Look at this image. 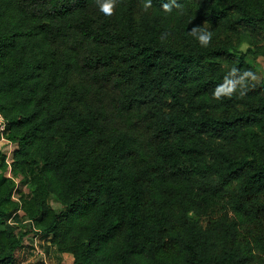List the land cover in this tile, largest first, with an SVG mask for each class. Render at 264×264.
Instances as JSON below:
<instances>
[{"label":"trees","instance_id":"trees-1","mask_svg":"<svg viewBox=\"0 0 264 264\" xmlns=\"http://www.w3.org/2000/svg\"><path fill=\"white\" fill-rule=\"evenodd\" d=\"M146 3L0 0V109L30 186L16 200L2 167L0 264L34 226L73 264H264V79L213 98L232 68L257 77L264 0Z\"/></svg>","mask_w":264,"mask_h":264},{"label":"rangeland","instance_id":"rangeland-1","mask_svg":"<svg viewBox=\"0 0 264 264\" xmlns=\"http://www.w3.org/2000/svg\"><path fill=\"white\" fill-rule=\"evenodd\" d=\"M247 45H248V43L245 42L243 44V48L246 49ZM249 60L256 67L257 78L259 80H263L264 79V56L263 55L257 56V57L250 56ZM3 147H4V143H2V141H0V173L3 171L2 167L5 166L4 173L9 176V165L6 162V156H5ZM12 175L20 181V186H19V189L17 191V193H18L17 195L19 196L20 201H21L23 194H25V195L29 194L30 186L24 182L22 175H16L13 172H12ZM52 204L56 208L61 207V203L56 201V200H52ZM12 221L19 231H24V229H26L28 227V225H30V223H32V220L27 215H24L23 217H19V218H14V219H12ZM35 233H36V231L34 232V230H30L25 235L24 240H27V241L31 240L32 236ZM37 234H38V231H37ZM42 234L43 235L41 237V240H42L41 245L43 246L44 249H46V252H47L49 258L51 259L52 264H73L74 258H72L73 261L71 263V256L69 258V257L63 255L61 252H59L57 250L56 246L52 242L51 235H46L45 233H42ZM21 253H19L17 255L16 261L12 264H22L23 262H26V264H38L37 261H33L34 253L32 251L29 250L28 252H23V254H21ZM71 255H73V254H71ZM72 257H74V256H72ZM34 260H37V258H34Z\"/></svg>","mask_w":264,"mask_h":264},{"label":"clouds","instance_id":"clouds-1","mask_svg":"<svg viewBox=\"0 0 264 264\" xmlns=\"http://www.w3.org/2000/svg\"><path fill=\"white\" fill-rule=\"evenodd\" d=\"M97 6L105 16H112L115 11L117 0H96ZM151 6V0H148V3L145 4V8ZM163 9L166 12H170L172 5L165 3L162 5ZM178 7V5H177ZM192 36L197 37L199 43L203 47H207L212 40V33L204 30L200 26L193 27L190 30ZM163 38V37H162ZM239 69L232 68L228 76L224 78V82L218 85L214 92L213 98L220 100L223 97L231 98L238 89H240L239 95L243 97L246 93L249 79L255 81L257 79L256 75L250 71L245 70L242 74L238 75Z\"/></svg>","mask_w":264,"mask_h":264},{"label":"built area","instance_id":"built-area-1","mask_svg":"<svg viewBox=\"0 0 264 264\" xmlns=\"http://www.w3.org/2000/svg\"><path fill=\"white\" fill-rule=\"evenodd\" d=\"M7 124H8V121L4 113L0 109V141L4 143L3 149H4L5 156H6V162L9 165V176H12L16 181V186H15L13 197L16 200L20 201V198L17 195L18 194L17 191L20 186V181L12 175V163L14 161V153L16 149H18L19 144L18 142L13 141L12 139L8 137ZM33 230L34 232L36 231V233L32 236L31 240L29 241L24 240V243L20 247V250L22 251L25 250L24 252H28L29 250L32 251L35 256V257L33 256V261H37L38 264H52L51 259L49 258L46 252V249H44L43 246L41 245V242H42L41 237L43 235L42 234L43 232L35 226ZM37 231H38V234H37ZM34 258H37V260H34Z\"/></svg>","mask_w":264,"mask_h":264},{"label":"crops","instance_id":"crops-1","mask_svg":"<svg viewBox=\"0 0 264 264\" xmlns=\"http://www.w3.org/2000/svg\"><path fill=\"white\" fill-rule=\"evenodd\" d=\"M22 252V253H21ZM23 252L24 251H22V250H18L17 251V253H16V257H17V255L19 254V253H21V254H23ZM63 255H65V256H67V257H69L70 258V256H71V263H72V261H73V259L72 258H74V257H72L73 255H71L70 253H67V252H64V253H62ZM16 261V260H15ZM28 261V260H27ZM19 263V262H18ZM22 264H26V262H23Z\"/></svg>","mask_w":264,"mask_h":264}]
</instances>
